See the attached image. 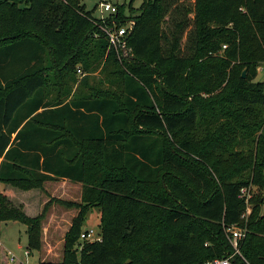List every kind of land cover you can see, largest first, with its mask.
Here are the masks:
<instances>
[{
	"label": "trees",
	"instance_id": "obj_1",
	"mask_svg": "<svg viewBox=\"0 0 264 264\" xmlns=\"http://www.w3.org/2000/svg\"><path fill=\"white\" fill-rule=\"evenodd\" d=\"M83 1L0 0V181L41 189L46 199L30 217L0 193V221L26 223L28 245L41 250L50 208L77 210L62 259L38 264H196L232 251L226 231L234 225L247 230L233 264H264V236L249 230L264 232V214L244 224L240 197L264 184V81L256 80L264 0H142L137 9L130 3L133 17L118 6L106 22ZM128 19L125 56L103 26ZM103 63L117 66L120 92L47 99V84H69L78 69ZM203 80L225 83V95L202 102ZM216 122L208 154L195 159L192 132ZM233 135L247 146L248 174L235 178L212 161ZM62 180L80 183V194L54 190ZM88 202L101 209V241L80 240ZM1 254L0 243V264H10Z\"/></svg>",
	"mask_w": 264,
	"mask_h": 264
},
{
	"label": "rangeland",
	"instance_id": "obj_2",
	"mask_svg": "<svg viewBox=\"0 0 264 264\" xmlns=\"http://www.w3.org/2000/svg\"><path fill=\"white\" fill-rule=\"evenodd\" d=\"M101 0H84L83 3L86 6V9L92 12L94 18L101 19L102 13L99 8ZM113 2L118 6L124 7V15L129 18L135 15L130 12V3L133 8L137 9L142 0H113ZM186 5H193L194 0H181ZM184 16V9L182 17ZM105 18L110 17V13H105ZM186 19L190 21V26L186 28L182 40V47L184 53L188 52V49L185 47L187 45L188 33L194 27V12L186 14ZM117 25V24H116ZM123 26V25H122ZM118 52V51H117ZM262 63L257 67V81H264V70L259 69L262 67ZM244 71V70H243ZM122 77L117 74V66L115 64L103 63L102 66L97 71H83L75 73L74 81L69 84H47L45 91L47 93V99H56L58 96L65 98V101H70L76 96L80 95H89L92 92L93 88L100 90H109L120 92L118 86ZM207 76L205 77V79ZM159 79V78H158ZM116 81V82H115ZM115 82V83H114ZM198 85H204L205 89L209 92L208 94L198 93L199 97H202L201 101L207 103L209 99H221L225 95V83L221 86H216L212 84L200 82ZM115 93V92H114ZM204 95V97H203ZM210 108V107H208ZM207 112H203L201 116L206 115ZM207 116V115H206ZM220 122L213 124L212 129L209 127H201L196 131L192 132V136L195 141V152L194 158L200 157L199 155L208 154V149L211 148L214 141L209 139L207 134L214 133L213 129L218 127ZM223 139V142L218 146L219 155L213 153L212 161L216 159L221 160L220 173L224 175H229L231 178H235L238 175L246 176L248 170L242 172L241 166L247 161V146L239 142L237 135H233V138L226 141ZM226 141V144H225ZM222 155V156H221ZM225 160V161H224ZM213 175H216L215 173ZM1 183V182H0ZM2 184V183H1ZM0 184V185H1ZM50 187V186H49ZM250 193L252 198L250 203L246 206L244 214L246 215L243 221L244 224H247L249 221H255L259 219L261 214H264V184L250 186ZM17 189L24 190L22 187H17ZM35 189V188H32ZM51 189V188H50ZM31 190V189H29ZM27 191V190H24ZM156 191H160V188L157 187ZM55 193V192H54ZM5 195V194H4ZM34 193L31 194L30 198H33ZM76 194H73L74 197ZM7 201L14 204L16 207H20L25 214L30 217L34 216L28 214L25 209L26 207L21 203L18 204L14 202L8 195H5ZM35 200V199H34ZM34 200L30 202L33 204ZM36 202V200H35ZM42 210V209H41ZM40 210V211H41ZM86 217L83 222V231L94 229L96 233H100V223H101V209L95 205L93 202H88L86 204ZM76 209H67L66 207L60 204H54L43 221V245L42 249L38 250L35 247H30L28 245V226L22 221H14L9 219H4L0 221V243L2 246V254L12 253L16 257L15 264L23 262L24 264H38L40 260L59 262L62 259L63 255V244H64V235L70 225L71 219L74 214H76ZM40 213V212H39ZM38 213V214H39ZM37 214V215H38ZM36 216V215H35ZM264 224V218L261 219V225ZM249 229V228H248ZM250 232L258 233L260 236H264V232L254 229L253 227L249 229ZM28 250L29 255H25V251ZM4 256V255H3ZM1 261V260H0ZM12 264V262H9Z\"/></svg>",
	"mask_w": 264,
	"mask_h": 264
},
{
	"label": "built area",
	"instance_id": "obj_3",
	"mask_svg": "<svg viewBox=\"0 0 264 264\" xmlns=\"http://www.w3.org/2000/svg\"><path fill=\"white\" fill-rule=\"evenodd\" d=\"M99 8L102 13L101 20L103 22H106V18L104 17L105 13H115L118 11V5H116L113 0H101L99 4ZM135 25V21L133 19H128L126 23L123 26L117 27L115 25L112 26H106L104 28L109 42L111 46H113L118 52H122L123 55L127 56L129 55V51L127 49V39L126 36L132 28ZM127 49V50H125ZM259 69L264 70V66L260 67ZM78 72H82L81 69H78ZM240 197L245 199L246 206L250 203V199L252 198V195L250 193V188L243 187L240 191ZM246 215L242 213L241 218H244ZM246 227L242 226H231L227 229L226 235L227 238L232 246V251L227 252L223 256H217L214 258L206 259L199 261L196 264H233V260L236 256L243 257L242 251H241V244L242 241L246 235ZM81 241H101L102 235L101 233H96L94 229H89L86 231H82L80 235ZM29 251H25V255H29ZM10 257V262H14L16 260V257L12 254H8Z\"/></svg>",
	"mask_w": 264,
	"mask_h": 264
},
{
	"label": "crops",
	"instance_id": "obj_4",
	"mask_svg": "<svg viewBox=\"0 0 264 264\" xmlns=\"http://www.w3.org/2000/svg\"><path fill=\"white\" fill-rule=\"evenodd\" d=\"M1 183H0L1 184L0 193L8 195L14 202L18 204L22 203L26 207L25 211L28 214L33 215L34 213V216H35L40 212L42 205L46 200L45 198H43V195H42L43 193L41 189L35 188V189L24 191V190L17 189V187L11 184H8L5 182H1ZM60 185L61 186L55 183L54 190L57 189L58 192L65 193L64 195H70L74 191L76 193L79 191V194H80V188H81L80 183H73L69 180H62L60 182ZM32 193H34L33 196L35 197L30 198ZM34 199L36 200V202ZM31 200H34L33 204L30 202Z\"/></svg>",
	"mask_w": 264,
	"mask_h": 264
},
{
	"label": "water",
	"instance_id": "obj_5",
	"mask_svg": "<svg viewBox=\"0 0 264 264\" xmlns=\"http://www.w3.org/2000/svg\"><path fill=\"white\" fill-rule=\"evenodd\" d=\"M125 50H127V49H125ZM242 75H243V77H245V75H246V69L243 71ZM130 262H131L130 260H127L126 261L127 264H129Z\"/></svg>",
	"mask_w": 264,
	"mask_h": 264
}]
</instances>
